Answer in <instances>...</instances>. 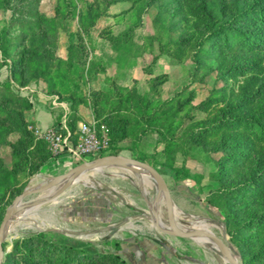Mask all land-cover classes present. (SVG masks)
<instances>
[{"label":"rangeland","instance_id":"1","mask_svg":"<svg viewBox=\"0 0 264 264\" xmlns=\"http://www.w3.org/2000/svg\"><path fill=\"white\" fill-rule=\"evenodd\" d=\"M34 1L10 0L8 4H4L0 0V30L10 25L12 17L25 21L31 14L28 5ZM37 1L38 10L53 18L57 5L64 8L68 1L77 10L84 11L86 3L93 0ZM132 1L117 0L109 5L106 16L98 19L91 33L82 36L84 48L72 50L76 56L80 52L82 54L80 60L85 64L84 75L88 76L94 70L90 80L77 83L78 95L83 94L86 99L85 104L75 106L79 123L92 119L98 121L96 114H106L111 108H119L121 114L130 120L132 128H141L142 119L138 118L142 113L140 108L144 101H139V97H147L154 101L151 110L153 114L161 115L164 107L160 106V103L177 99L174 95L180 90L192 91L194 96L190 105L196 106L213 88L222 85L216 72L207 73L204 69L194 74V62L190 55L177 59L161 54L153 60L159 53L157 41L165 43L170 39H176L182 31L188 29V25L182 26L179 22L180 16L164 12L163 7L167 0H159L150 6L145 5L143 1L137 4H132ZM174 21H178V24L173 33L170 31ZM67 23L70 30L76 29V19L68 20ZM105 27L120 38L114 43L102 38L99 33ZM124 32L126 33L123 34ZM67 41L77 42V38L75 35L67 38L63 32H57L56 45L54 47L47 45L49 50L46 49L47 51L35 56L34 59L44 61L50 54L65 59ZM16 42L15 40L12 43ZM28 45V42H24L11 50L5 62L0 52V62L3 63L0 67V88L9 78L11 59L19 56L22 49ZM208 62L213 63L212 60ZM158 74L166 78L159 89L153 90L150 81ZM9 81L11 92L25 97L32 104V109L25 112V119L29 123L28 130L37 139L45 141L42 131L46 128L38 129L35 126L37 119L45 126V120L40 118L39 110L50 112L53 118L60 112L62 115L65 112L68 114L71 108L69 102L60 101L66 104L65 108L64 105H53L52 98L57 94L47 91L43 79L31 78L26 84L11 78ZM93 91L96 93L93 94ZM130 95L133 97L128 99ZM95 106H98V110ZM189 112L194 110L186 106L180 109L175 117L177 124L174 166L186 168L190 175H200V179L195 180L190 176L184 180H177L172 171L161 166L156 167L169 187L175 223L187 230L192 229L195 224L200 229L202 225H209L211 232L221 238L225 237L227 247L241 260L237 247L226 231L222 212L207 203V198L219 185L211 174L216 171V160L221 153L188 143L189 133L199 129L197 121L203 117L202 113L195 112L193 119L188 118ZM15 137L16 134L12 133L9 139L13 140ZM138 137L133 135L127 137L115 147L108 149L106 154L119 149V155L141 160L137 157L139 152L148 155L161 150L162 143H158L155 130L152 133L147 131L140 139ZM134 138L135 148L132 146ZM47 144L49 147V143ZM9 151L8 146H0V154L8 165ZM101 152L83 155L82 159H76L67 151L51 153L52 158L37 173L19 176V184L22 187L19 193L14 195L5 193L0 199V206L6 210L23 190L47 183L52 177L93 160L92 157H100ZM161 159L159 156L156 160ZM145 162L154 166L153 161ZM60 186L61 184L50 191L31 194L21 199L23 209L19 212L20 217L17 215L11 230L4 238V255L11 250L16 239L43 231L48 238L58 243L70 244L88 253H116L127 264H223V258L217 251L197 241L196 238L177 237L164 233L154 226L150 219V203L155 200L157 188L147 172L143 175L121 166H104L88 170L76 176L57 197L38 204L44 198L42 196L53 194ZM155 216L168 226L163 197L159 201ZM113 241H118L119 247H116Z\"/></svg>","mask_w":264,"mask_h":264},{"label":"trees","instance_id":"2","mask_svg":"<svg viewBox=\"0 0 264 264\" xmlns=\"http://www.w3.org/2000/svg\"><path fill=\"white\" fill-rule=\"evenodd\" d=\"M116 1L93 0L86 3L84 11L66 1L65 7L57 5L54 17L49 18L38 10V1L35 0L28 5L31 14L25 21L12 17L10 25L0 30L3 62L11 50L24 42L29 43L19 56L11 59L9 78L0 88V146L10 149V165L0 154V199L7 192L19 193L22 188L19 176L37 173L52 158L47 142L37 139L28 130L25 112L32 109V104L25 97L11 92L10 78L21 84L28 83L31 78L43 79L49 93L57 94L59 101L69 102L71 108L65 116V124L75 143L80 122L75 106L86 103L85 95L77 93V83L90 80L94 70L88 76L84 75L82 54L76 56L72 50L84 48L82 36L91 33L98 19L106 16L108 6ZM141 1L150 6L159 0H133L132 4ZM1 2L8 4L10 0ZM163 8L172 16H180L179 22L184 27L188 25V29L176 39L165 43L158 40L159 53L153 60L161 54L177 59L190 55L194 74L204 69L207 73L216 72L222 85L213 88L196 106L190 105L193 92L180 90L174 95L177 99L160 103L164 107L161 115L153 114L151 105L154 101L139 97V101H144L138 118L142 119L141 128H132L130 120L121 114L119 108L100 113L101 117L96 114L98 122L108 127L109 135V145L99 156L119 154V149L109 154L106 151L129 136H139L140 139L147 131L152 133L155 130L158 143H162L161 150L148 155L139 152L137 157L153 161L154 168L164 167L173 172L175 179L184 180L192 175L186 168L174 166L175 117L186 106L194 110L187 114L188 118L193 119L195 112L202 113L203 117L197 121L199 129L191 131L187 141L221 153L216 160V171L211 174L219 185L209 195L207 203L222 212L226 231L237 247L242 263L264 264V0H167ZM75 19L76 29L72 31L67 21ZM177 22H173L170 32L174 33ZM59 31L67 38L74 35L77 38V42L67 41L65 59L51 54L44 61L34 59L49 50L47 45H56ZM99 34L110 43L120 38L107 27ZM15 40L17 42L12 43ZM2 64L0 62V67ZM165 78L159 74L151 78L152 89H159ZM95 108L98 110V106ZM62 116V112L54 115L50 127L60 131ZM12 133L16 134L13 140L9 139ZM135 143L136 138L133 148ZM159 156L162 159L156 160ZM192 177L199 180L201 176ZM4 212L1 207L2 217ZM113 243L119 247L118 241ZM3 249L5 251L4 242ZM3 264L127 263L116 253H88L73 245L58 243L39 231L16 239L11 250L4 255Z\"/></svg>","mask_w":264,"mask_h":264},{"label":"water","instance_id":"3","mask_svg":"<svg viewBox=\"0 0 264 264\" xmlns=\"http://www.w3.org/2000/svg\"><path fill=\"white\" fill-rule=\"evenodd\" d=\"M104 166H121L135 173L139 171H144V172H147L151 176L157 188L155 204H158L161 198L163 197L165 200V206H166V211H167V219H168L167 228L161 227L158 224H156L157 228L160 231L177 236V237H181V238L207 237L215 241L218 244L221 252L224 255H227V259L229 260V262H231L232 264H243L241 260H239V263H237L227 254V244L225 241V237L221 238L213 232L202 230V229L187 230V229L180 228L175 223L174 216H173V203H172L169 187L165 179L161 175V173L156 168H154L152 165H150L149 163L145 161L138 160L135 158L125 157L119 154L105 155V156L95 158L91 161L84 162L68 170L67 172L63 174L52 177L47 183L38 185L36 187L27 188L23 190L19 195H17L13 199L12 203L5 210L4 215L0 221V264H3V261H4L3 242L5 238L4 231H5L6 224L14 212L20 211L23 209V207L20 204L22 198H25L31 194L50 191L55 186L61 184L60 188L56 190V192H54L53 194L47 195L46 197L41 199L38 202V204L46 200H52L55 197H57L64 190V188L73 181V179L76 176L88 170L99 169Z\"/></svg>","mask_w":264,"mask_h":264},{"label":"built area","instance_id":"4","mask_svg":"<svg viewBox=\"0 0 264 264\" xmlns=\"http://www.w3.org/2000/svg\"><path fill=\"white\" fill-rule=\"evenodd\" d=\"M51 103L66 107V104L58 100L57 95L53 96ZM65 116L66 112L61 119L60 131H56L51 127L42 131L44 132L42 136L49 143V149L52 154L67 151L76 159H82L83 155L96 154L108 147L109 135L107 127L96 119L79 123L76 142L72 143L70 132L65 124Z\"/></svg>","mask_w":264,"mask_h":264},{"label":"bare ground","instance_id":"5","mask_svg":"<svg viewBox=\"0 0 264 264\" xmlns=\"http://www.w3.org/2000/svg\"><path fill=\"white\" fill-rule=\"evenodd\" d=\"M137 173H142L144 175L145 172L144 171H139ZM80 179H82V178H80ZM42 197H45V196H42ZM150 204H151V207H150V219L153 222L154 226L157 227L156 224H158L161 227L167 228V225H165L164 223L160 222L159 219H158V217L155 216L156 215V212L158 210V207H159V203L158 204H155V200H153ZM20 211L14 212L11 215V217L9 218V220L7 221V224H6V227H5V231H4V234L5 235L11 230V228H12V226L14 224L15 218L17 217V215L19 216V212ZM179 227L182 228L181 226H179ZM183 229H185V228H183ZM192 229H200V228L198 226H196V224H195V226ZM201 229L202 230H206V231H210L209 230V225H202L201 226ZM196 240L199 241V242H201V243H203V244H205V245H207V246H209L210 248L214 249L215 251H217L220 254V256L223 258V262H222L223 264H232L231 262L229 263V260L227 259V255H224L221 252L218 244L215 241H213V240H211V239H209L207 237L196 238ZM227 254L233 260H235L237 263H239V259L237 258V256L228 247H227Z\"/></svg>","mask_w":264,"mask_h":264},{"label":"crops","instance_id":"6","mask_svg":"<svg viewBox=\"0 0 264 264\" xmlns=\"http://www.w3.org/2000/svg\"><path fill=\"white\" fill-rule=\"evenodd\" d=\"M40 113V118H43L45 120V126L42 125V123L39 121V119H37V123L35 126L38 127V129L42 128H50V126L53 123V118L50 112H47L46 110H39ZM38 118V117H37ZM65 155V154H62Z\"/></svg>","mask_w":264,"mask_h":264}]
</instances>
